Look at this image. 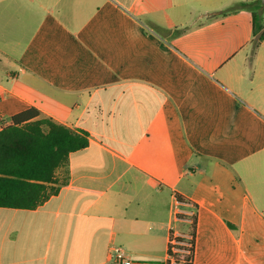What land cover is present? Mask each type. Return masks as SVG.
<instances>
[{
    "label": "crops",
    "instance_id": "1",
    "mask_svg": "<svg viewBox=\"0 0 264 264\" xmlns=\"http://www.w3.org/2000/svg\"><path fill=\"white\" fill-rule=\"evenodd\" d=\"M256 1L0 0V129L36 109L89 140L47 202L0 208V264H174L194 217L193 264H240L264 228V38L252 55L250 10L223 13Z\"/></svg>",
    "mask_w": 264,
    "mask_h": 264
},
{
    "label": "trees",
    "instance_id": "2",
    "mask_svg": "<svg viewBox=\"0 0 264 264\" xmlns=\"http://www.w3.org/2000/svg\"><path fill=\"white\" fill-rule=\"evenodd\" d=\"M247 8L251 12L254 36L261 30L263 3H240L223 14ZM264 38L253 41L252 55ZM39 112L30 109L14 115L0 129V208L36 209L59 192L57 171L64 168L70 154L89 144L88 134L77 133L52 119H39ZM178 201H183L177 196ZM190 254L186 260L193 264L196 218L192 222ZM233 229V227L231 226ZM182 243L183 239L179 238ZM174 264H181L169 249ZM167 264H171L168 262Z\"/></svg>",
    "mask_w": 264,
    "mask_h": 264
},
{
    "label": "rangeland",
    "instance_id": "3",
    "mask_svg": "<svg viewBox=\"0 0 264 264\" xmlns=\"http://www.w3.org/2000/svg\"><path fill=\"white\" fill-rule=\"evenodd\" d=\"M264 0H258L259 2L263 3ZM262 17H264V10L262 12ZM264 25V23H263ZM264 30V29H263ZM261 30V31H263ZM258 35V34H257ZM256 35V36H257ZM255 36V37H256ZM245 232L248 235L249 230L245 228ZM191 233H192V226L190 228V231L187 234V237L183 239L182 244L178 246V249L180 252H178V255L176 256L181 264H188L186 261L188 259V256L190 254V239H191ZM264 228H260L259 233V239H252L251 241L247 240V235L245 238H243L242 242V255L240 259V264H264ZM177 247V246H176Z\"/></svg>",
    "mask_w": 264,
    "mask_h": 264
},
{
    "label": "built area",
    "instance_id": "4",
    "mask_svg": "<svg viewBox=\"0 0 264 264\" xmlns=\"http://www.w3.org/2000/svg\"><path fill=\"white\" fill-rule=\"evenodd\" d=\"M177 244L173 243L171 246V252L172 254L176 255V253L178 252L176 248ZM173 249L175 251V253H173ZM114 255H115V261L116 264H132L131 261L129 259L126 258L125 254L123 253L122 249L120 248H116L114 250ZM174 259V257H172Z\"/></svg>",
    "mask_w": 264,
    "mask_h": 264
},
{
    "label": "water",
    "instance_id": "5",
    "mask_svg": "<svg viewBox=\"0 0 264 264\" xmlns=\"http://www.w3.org/2000/svg\"><path fill=\"white\" fill-rule=\"evenodd\" d=\"M263 5H264V1H263ZM263 33H264V30H263V31H260V32L258 33V35L255 37V40H256V41H259V40L261 39Z\"/></svg>",
    "mask_w": 264,
    "mask_h": 264
}]
</instances>
